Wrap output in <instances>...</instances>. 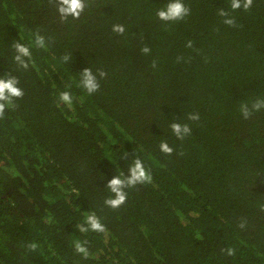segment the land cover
Masks as SVG:
<instances>
[{
    "label": "trees",
    "instance_id": "16d2710c",
    "mask_svg": "<svg viewBox=\"0 0 264 264\" xmlns=\"http://www.w3.org/2000/svg\"><path fill=\"white\" fill-rule=\"evenodd\" d=\"M168 2L85 0L78 19L61 21L56 0H0V77L24 92L0 119V264H264V110L239 112L264 98V0L248 11L183 0L190 15L165 23L156 12ZM13 41L30 48L27 70ZM85 68L107 73L92 95L80 86ZM173 122L191 135L178 140ZM135 158L152 182L106 206L108 182ZM91 212L104 232L76 227Z\"/></svg>",
    "mask_w": 264,
    "mask_h": 264
},
{
    "label": "clouds",
    "instance_id": "9594fccd",
    "mask_svg": "<svg viewBox=\"0 0 264 264\" xmlns=\"http://www.w3.org/2000/svg\"><path fill=\"white\" fill-rule=\"evenodd\" d=\"M253 4V0H230V8L232 11L243 9L248 11ZM86 7L85 0H56L57 12L61 21H66L69 16L73 19H78L81 13ZM190 15V8L185 6L183 0H169V2L157 10L156 16L159 20L167 23L173 21L183 20L186 16ZM218 15L222 17V22L228 26H236L235 19L231 16L229 11L220 9ZM112 31L114 33L123 35L125 32L124 25H113ZM34 46L37 48H46L45 37L39 33L35 34ZM187 47L192 46V41L187 42ZM12 47L15 50L14 61L24 70L29 68V61H31V51L28 46H25L19 41H13ZM150 48L145 46L141 49L144 54L150 53ZM70 57L65 55L62 57L64 62L69 61ZM155 67V61L153 62ZM80 86L89 94L92 95L100 88L99 79L106 77L107 73L103 70H98L96 74L92 72L90 68H85L79 74ZM19 80L15 76L0 77V119L5 115V109L13 107L14 99L22 98L24 95L23 90L18 87ZM59 101L64 104L71 105L72 96L69 91H62L59 93ZM264 110V98H257L251 103L241 102L239 106L240 115L244 120L250 119L254 113ZM190 121H198L200 119L198 113H190L187 117ZM170 129L173 135L178 140H184L185 137L191 135V127L187 123L173 122L170 124ZM160 151L165 155H172L173 148L169 146L167 141H161L159 144ZM152 182V175L149 170L144 167L143 161L139 158H135L128 167V174L115 175L107 184V189L111 195L105 199L106 206L112 209H118L122 206L127 199V192L125 189L133 188L138 184H146ZM245 223H240L239 227L243 229ZM81 233L88 231L104 232L105 226L101 223L99 217L95 212H91L85 215L84 223L76 226ZM86 241L76 240L73 242V247L76 253L81 254L83 258L89 257V252L86 245ZM30 251H35L37 245L35 243H29L27 245ZM222 252L228 256L235 255V249L229 247L227 249H221Z\"/></svg>",
    "mask_w": 264,
    "mask_h": 264
}]
</instances>
